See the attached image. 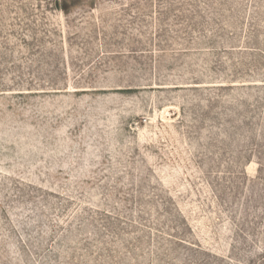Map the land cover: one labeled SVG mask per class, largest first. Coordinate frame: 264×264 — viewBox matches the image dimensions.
<instances>
[{"label":"rangeland","instance_id":"1","mask_svg":"<svg viewBox=\"0 0 264 264\" xmlns=\"http://www.w3.org/2000/svg\"><path fill=\"white\" fill-rule=\"evenodd\" d=\"M0 264H264V0H0Z\"/></svg>","mask_w":264,"mask_h":264}]
</instances>
